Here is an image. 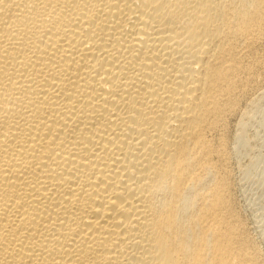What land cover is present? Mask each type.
<instances>
[{
    "label": "bare ground",
    "instance_id": "6f19581e",
    "mask_svg": "<svg viewBox=\"0 0 264 264\" xmlns=\"http://www.w3.org/2000/svg\"><path fill=\"white\" fill-rule=\"evenodd\" d=\"M262 100L264 0H0V264H264Z\"/></svg>",
    "mask_w": 264,
    "mask_h": 264
},
{
    "label": "rangeland",
    "instance_id": "374dc122",
    "mask_svg": "<svg viewBox=\"0 0 264 264\" xmlns=\"http://www.w3.org/2000/svg\"><path fill=\"white\" fill-rule=\"evenodd\" d=\"M252 95L253 98L257 97L258 90L252 92ZM259 103L262 105L260 106L262 116L256 114V118L253 117L254 120L252 119L246 130L248 138L255 141L250 140L252 150L242 151L241 155L234 156L236 153L232 146L234 145V134H236L234 131L237 129L234 123L239 117L236 118L237 120L234 118L230 123L232 132V134L230 132L232 138L230 151L233 158L230 159L229 168L231 167L230 171L232 170L231 186L233 185L234 189L231 187V190H233L232 197L234 204L236 203V210L245 222L247 233L250 232L249 237L253 239L264 258V100ZM252 165L253 167L247 173V169Z\"/></svg>",
    "mask_w": 264,
    "mask_h": 264
}]
</instances>
